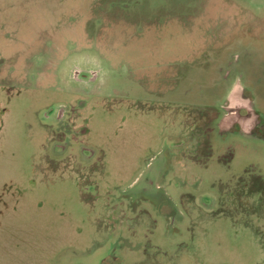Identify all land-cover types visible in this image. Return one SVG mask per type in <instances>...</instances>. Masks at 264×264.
<instances>
[{
  "label": "rangeland",
  "instance_id": "374dc122",
  "mask_svg": "<svg viewBox=\"0 0 264 264\" xmlns=\"http://www.w3.org/2000/svg\"><path fill=\"white\" fill-rule=\"evenodd\" d=\"M245 33L264 48L244 0H0V264H264V143L211 157L188 99Z\"/></svg>",
  "mask_w": 264,
  "mask_h": 264
},
{
  "label": "crops",
  "instance_id": "0c3cea01",
  "mask_svg": "<svg viewBox=\"0 0 264 264\" xmlns=\"http://www.w3.org/2000/svg\"><path fill=\"white\" fill-rule=\"evenodd\" d=\"M244 2L255 4L258 9L264 10V0H244ZM260 19H262L261 16ZM248 36L251 35L245 33L241 37H238L240 38L238 43L241 45L239 44V47L236 50L232 51V49L227 50L224 48L223 52H226L225 58H223L224 55L222 53L218 60L217 54L216 57L210 56V58L207 59V63L212 65V74L214 76V78L210 80L209 88L211 89L208 90L209 95L207 96V93L205 92V95L202 98H188L191 101H200L197 103H201L189 104L191 107L195 106L216 113L213 118L208 119V126H206V130H204L205 137L208 140L207 147L209 148L211 157L215 156V149L213 146L215 135H218L223 139L232 136H239L244 140L264 143V137L258 133L260 129H264L263 121H261L260 118V112L262 111L259 110L258 102L254 97L255 94L259 96L264 94V48L262 49L260 46H256L251 42L249 45L244 44L243 42H248L246 40ZM219 52L221 51L219 50L217 53ZM216 76L218 77L217 79ZM220 84H223L225 89L224 92L217 97V88ZM170 99H182L181 101H185L183 100L184 98L176 96ZM207 99L208 101L211 99L215 102L213 103L211 101V104L208 102L206 104L204 101H207ZM173 108L174 106L167 109V111H173ZM175 111L179 112V110ZM257 113H260V115ZM179 138L180 137H178V140H174L168 136L170 141L163 144L162 154L160 151L157 154H160L158 157H156L157 155L153 156L149 162L146 163L145 171L139 175H148V170L160 159H163V166L156 175H168L170 172H178L176 168L177 166H168V164L171 163V160L167 151L170 148L171 150L178 149L183 144L184 138ZM230 148H232V146L226 144L223 146L225 151L228 149L231 150ZM161 155L163 158L160 157ZM197 167L201 168L200 165H197ZM208 169L209 166L207 167V170ZM146 177L147 178H145L144 184L141 188L146 190L148 187L153 188V190H155V187L157 190L160 188L153 178L150 180L148 176ZM135 182L136 181H134L133 184H135Z\"/></svg>",
  "mask_w": 264,
  "mask_h": 264
},
{
  "label": "water",
  "instance_id": "95a60500",
  "mask_svg": "<svg viewBox=\"0 0 264 264\" xmlns=\"http://www.w3.org/2000/svg\"><path fill=\"white\" fill-rule=\"evenodd\" d=\"M161 161H156L152 166L151 168L148 170V177L150 178V180H152V176L151 175H156L157 172L160 171V169L162 168L163 166V159H160ZM154 180V179H153ZM148 191H154L153 188H150L148 187ZM149 193V192H147Z\"/></svg>",
  "mask_w": 264,
  "mask_h": 264
}]
</instances>
